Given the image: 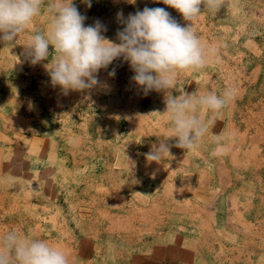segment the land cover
I'll use <instances>...</instances> for the list:
<instances>
[{"label": "rangeland", "instance_id": "rangeland-1", "mask_svg": "<svg viewBox=\"0 0 264 264\" xmlns=\"http://www.w3.org/2000/svg\"><path fill=\"white\" fill-rule=\"evenodd\" d=\"M73 4L87 17L85 26L101 21L102 35L117 43L124 27L118 12L126 18L160 7L182 26L192 23L216 53L204 68L178 72L169 91L219 95L233 87L236 96L206 113L200 145L187 151L170 145L171 164L150 161L157 176H143L130 161L147 165L149 150L133 132L162 133L150 120H167L166 92L133 93L134 72L118 58L97 74L107 88L63 94L45 67L55 58L52 46L35 65L24 54L28 37L50 23L46 13L37 16L13 44L0 43V237L15 230L45 240L65 251L70 264H264V0H222L218 10L202 6L193 21L161 0ZM111 89L127 95L108 99ZM136 117L149 126H132ZM217 134L229 147L226 155L212 154ZM217 158L224 163H216L218 183ZM198 172L212 179L205 196L194 180L192 194L183 178L182 189L168 182L163 188L162 178L176 174L178 182Z\"/></svg>", "mask_w": 264, "mask_h": 264}, {"label": "clouds", "instance_id": "clouds-1", "mask_svg": "<svg viewBox=\"0 0 264 264\" xmlns=\"http://www.w3.org/2000/svg\"><path fill=\"white\" fill-rule=\"evenodd\" d=\"M85 2L91 7V0ZM161 2L175 9L185 21L196 19L202 6L209 10L222 6V0ZM45 13L51 18L47 29L28 37L24 54L35 65L49 58L52 46L55 58L45 67L52 85L59 86L63 94L98 85L107 88L97 74L118 58L129 63L134 72L131 80L145 95L152 90L166 92L163 114L169 133L144 154L147 161L158 162L170 154L168 139H174V146L185 151L195 149L208 132L206 113H217L235 99L233 87L225 88L219 95L212 91L172 95L169 90L176 86V74L204 68L216 48L201 41L192 23L182 26L165 8L146 6L126 18L118 12L117 20L124 27L116 33L117 43L102 35L106 27L101 21L85 26L87 17L78 11L73 0H0V43L10 46L37 16ZM109 75L114 76L115 71ZM224 141L220 134L214 137V156L228 153ZM0 264H70V261L65 251L47 241L10 230L0 237Z\"/></svg>", "mask_w": 264, "mask_h": 264}, {"label": "crops", "instance_id": "crops-1", "mask_svg": "<svg viewBox=\"0 0 264 264\" xmlns=\"http://www.w3.org/2000/svg\"><path fill=\"white\" fill-rule=\"evenodd\" d=\"M130 85H131V87H133V85H135L136 86V88L135 87H133V89H132V92L134 93V91L136 90V91H138V85H136L135 84V82L134 81H132L131 80V83H130ZM184 87H186V86H184ZM117 89V88H116ZM115 89V90H116ZM180 89H181V87H180ZM185 89V88H184ZM121 90V89H120ZM185 92V91H184ZM109 93V95L107 96L108 97V99H113V94L114 95H116L117 94V92L115 93V91H114V93L112 92V89L108 92ZM124 95H127V93L126 94H124ZM124 95H123V93L121 92V94H120V96H118V95H116L117 97H119L120 99H122L123 97H124ZM116 97V98H117ZM130 98V97H129ZM128 98V99H129ZM127 101V100H126ZM162 106H164L165 108H166V105H165V103L162 105ZM143 114H145V113H147L145 110H142L141 111ZM149 114V113H148ZM136 118H138L137 120H133V122H130V124L132 125V126H134V125H139V128H141L142 129V127H146V126H149L146 122L148 121V119L146 120V122H145V120L144 119H140L139 117H136ZM133 119V118H132ZM152 120H150V123H152L153 125H158V129H160L161 128V131H162V133H160V134H153L154 132L153 131H150V130H148V127H144L142 130L144 131L143 133H141L139 130H138V132H136V129L134 130V132H133V134H135L136 136H138L137 138H136V140H138L139 142H142V145H147L146 147H147V149L150 151V149H151V146L150 145H158L159 144V142H160V140H162V139H166L167 138V135H168V133H169V127H168V121L166 120V121H161V122H159V120H158V117L156 116V118L155 117H153V118H151ZM141 120V122H139ZM145 122V125L143 124ZM136 128V127H135ZM202 140V139H201ZM201 140L198 142V144L197 145H200L201 144ZM132 142H134V140H132ZM167 143L169 144V145H175V140L174 139H168L167 140ZM148 151V152H149ZM170 154H172V153H170ZM170 154H165L164 155V158L162 159V160H160V161H158L159 163H162L163 164V166L164 165H170L171 163H170V160H171V158H169V156H171ZM144 158H146V157H144ZM174 158V157H173ZM175 159H177V158H175ZM221 159L220 158H217L216 159V162H215V165H214V171H215V174L217 175L216 176V181H217V183L221 180L220 178H219V174L217 173V169H216V163L217 162H219ZM149 163L147 164V165H144L143 163H142V160L140 161V164H138L137 162H133V161H130V164H132V166L134 167V169H135V167L137 166L138 167V169H140V171L143 173V176H148V175H150V174H153V173H155V176H157V173L155 172V170L153 171L151 168H150V161H148ZM168 162L170 163V164H168ZM221 162H222V160H221ZM134 163H136V164H134ZM223 163V162H222ZM224 164V163H223ZM176 170V169H175ZM174 170V171H175ZM180 171H182V169H179ZM203 170V169H202ZM147 172V173H146ZM148 174V175H147ZM176 174H174L173 175V177L175 176ZM185 175V176H184ZM187 175V176H186ZM173 177L170 175V176H168V177H165V178H162L161 179V181L163 182V188H164V183H166V182H168V183H172V184H174L173 186L174 187H176V188H180V189H182L181 188V181H182V178H183V181L184 182H186V183H188V184H185L184 185V187H185V189L187 190V187H189V192L191 193V190L194 188L192 185H191V183H190V185H189V182H193V180L195 181V182H197L199 185H201L204 189H202V188H200L199 190L197 189V188H194L196 191H200L199 193L202 195V196H205L206 195V193H207V188H206V185L208 184V185H212V179H211V177H209V175L207 174V176H203L202 174H200L199 172H198V177H197V175L195 176V175H192V174H189V173H183V177H181V175H180V177L178 178V182H177V180H175V179H173ZM160 179V178H159ZM205 180V181H204ZM223 180V179H222ZM207 185V186H208ZM188 191V190H187ZM209 191V190H208ZM192 194V193H191ZM194 197V196H193ZM184 198H186L185 197V193H184V196H182V199H184ZM195 198V197H194ZM198 198V197H197ZM202 198H204V197H202ZM189 201V200H188ZM190 202V201H189ZM210 215H211V213H210ZM202 223H204L205 224V222L203 221ZM201 224V223H200ZM116 231H118V229H115ZM152 230H153V227H152ZM187 243V242H186ZM154 245V244H153ZM156 245V244H155ZM154 245V246H155ZM153 246V247H154ZM151 253H150V255L151 254H153V249H152V251H150Z\"/></svg>", "mask_w": 264, "mask_h": 264}]
</instances>
